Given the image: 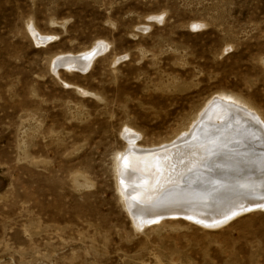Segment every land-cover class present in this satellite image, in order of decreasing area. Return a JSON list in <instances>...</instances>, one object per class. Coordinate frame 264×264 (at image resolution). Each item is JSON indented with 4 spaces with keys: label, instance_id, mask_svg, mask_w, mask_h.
I'll return each instance as SVG.
<instances>
[{
    "label": "rangeland",
    "instance_id": "1",
    "mask_svg": "<svg viewBox=\"0 0 264 264\" xmlns=\"http://www.w3.org/2000/svg\"><path fill=\"white\" fill-rule=\"evenodd\" d=\"M219 95L264 125V0H0V264H264V209L141 229L117 190Z\"/></svg>",
    "mask_w": 264,
    "mask_h": 264
},
{
    "label": "bare ground",
    "instance_id": "2",
    "mask_svg": "<svg viewBox=\"0 0 264 264\" xmlns=\"http://www.w3.org/2000/svg\"><path fill=\"white\" fill-rule=\"evenodd\" d=\"M102 49L98 47L78 57L64 55L53 65L58 70L68 68L87 73ZM182 135L171 144L149 149L139 146L132 138L129 152L116 154L117 190L120 198L134 208L132 216L141 229L169 219H185L218 228L242 214L264 209V125L254 109L230 96L213 97ZM203 145H210L208 152L201 150L206 153L202 159L209 158L205 166L210 167L211 175H216L217 179L213 181V177L197 173L186 178L185 188L178 187L177 180L162 188L172 176L158 177L160 152L181 147L184 157H189L194 154L189 147ZM152 155L158 156L156 163L142 165V161ZM179 155L169 160L171 167L172 162L180 163ZM205 178L212 179L215 187L204 188ZM153 182L163 183L158 191L151 190ZM147 191L150 195L146 200Z\"/></svg>",
    "mask_w": 264,
    "mask_h": 264
},
{
    "label": "water",
    "instance_id": "3",
    "mask_svg": "<svg viewBox=\"0 0 264 264\" xmlns=\"http://www.w3.org/2000/svg\"><path fill=\"white\" fill-rule=\"evenodd\" d=\"M203 126H206V124L203 123ZM220 141H221V138L217 141V143ZM210 145H207V146L203 145L201 147H196V146L189 147L188 150H192V149L194 150V154L190 155L189 157H184V153L181 152V149H182L181 147L175 148V149L173 148L169 151L160 152V154H159L160 160L157 161V164H159L157 167V175L159 178H162L165 175H169V174H171V176H172V179L169 180L168 183L166 180L165 185H163L161 187L165 188V187L171 186L175 183L174 181L177 180V183H179L178 187L182 186L185 188L186 186L184 183L187 182L186 178L191 177L197 173L201 174V175L203 174V175H208L210 177H213L212 179H213V181H215L214 179H217L216 175H211L212 172L209 169L210 167L205 166V165H207V161H208L207 159H209V158L202 159L206 155V153L201 152V150H205L208 152ZM169 152H171V154H168ZM164 155H167V156H164ZM174 155H179L180 163L175 164L174 162H172L171 164H173L174 166L171 167L169 160L172 159L174 157ZM157 159H158V156H154V155L146 157L142 161V165H147L148 163H154V161L156 163ZM163 159H165V160L162 161V163H161V160H163ZM191 160H192V162L190 163ZM214 174H216V173H214ZM169 177L170 176H168V178ZM212 179L205 178V181L203 183V187L206 188V187H208V185H212L215 187V182H213ZM161 184H163V183H158V182H153V184L151 183V190L152 191H158V188L160 187ZM147 193H149V194H147ZM146 195H147V197H146V200H147L149 195H150V192L147 191ZM230 222L231 221H229V223Z\"/></svg>",
    "mask_w": 264,
    "mask_h": 264
}]
</instances>
